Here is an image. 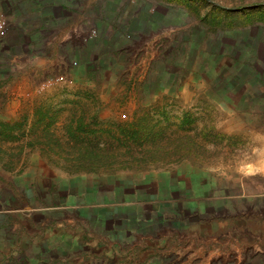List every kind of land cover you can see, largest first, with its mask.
I'll return each instance as SVG.
<instances>
[{"label":"rangeland","instance_id":"obj_1","mask_svg":"<svg viewBox=\"0 0 264 264\" xmlns=\"http://www.w3.org/2000/svg\"><path fill=\"white\" fill-rule=\"evenodd\" d=\"M33 2L0 0V264H264V205L220 198L247 194L231 180L248 150L237 104L264 56V0H75L61 42ZM50 54L70 83L41 91L51 74L21 59ZM170 177L177 192L152 204ZM190 184L222 201L196 210ZM203 226L223 252L173 242Z\"/></svg>","mask_w":264,"mask_h":264},{"label":"crops","instance_id":"obj_2","mask_svg":"<svg viewBox=\"0 0 264 264\" xmlns=\"http://www.w3.org/2000/svg\"><path fill=\"white\" fill-rule=\"evenodd\" d=\"M40 2V5L33 2V8H35H32V10L36 13L38 12V14L44 19V23L35 28H40L42 32H46L45 35L47 38L56 34V40L61 42L63 38H67L69 34L74 33L75 30L78 32L76 21L80 22V19H75V16H73L79 14L76 10L77 7L74 5L75 0H40ZM112 18L107 16L106 19L110 21ZM58 30L59 32H57ZM21 61L22 66H24L25 69L23 74L29 77L44 78L48 74H51L48 76H53L56 75L53 74L56 70L58 71L63 68H68V65L64 64L63 56L58 55L25 56ZM74 72L75 71L72 73ZM237 105H240V113L246 116L248 150L247 162L235 168V174L232 173L231 180L234 183L237 182L238 188H247V194L231 193L225 194L220 198L222 200H234L239 205L246 204L248 207L255 209L257 205H264V56H249V86L247 101ZM240 174H242V176H240ZM167 179L168 180H165L163 184L158 186L159 192L154 195L155 199L152 197V200L154 201L151 203L158 207H160L161 204L169 202L171 199L170 196L177 192L175 189L176 178L170 177ZM178 179H182L185 185H187V182H199L202 184V180H207L208 176L203 177L199 174V176L192 177L191 175L188 177L184 176L183 178L179 177ZM118 183L121 185L123 184L122 180H119ZM170 183L171 186L169 185ZM131 184L133 185L132 182H129L127 185L130 186ZM153 184V182L147 183L146 187H153ZM168 185L170 186V190L167 188ZM163 188H166V190L161 191ZM183 190H185L184 192L186 193L187 200L190 201L196 210L198 209L199 211L205 210L206 208L204 206L210 204L209 202L219 205L218 201H222L218 198H210L209 193L207 194V191L210 189L207 186L203 187V185H200V187H198L197 185L193 186L190 184L187 190ZM168 194L170 196H168ZM142 199L146 200L145 198ZM24 217L25 215L20 213L16 216L14 221L18 223L23 221V224L25 225L26 220ZM223 239L224 234L222 230H209L207 226H203V230H191L188 234H178L173 237V242L177 241L178 244L181 243V241L189 243L192 253L196 252L192 246L197 247L199 251H203L211 245L212 249L208 252L213 254L223 252L219 249L224 244ZM204 252H206V250ZM8 259H10L12 264L21 262L19 258L15 261L16 258L14 259L11 256H9ZM25 259L26 258H24V260ZM210 259H212V257ZM210 259H208V261H210ZM240 259L241 255L240 252H238L236 254V260L239 261V264H241Z\"/></svg>","mask_w":264,"mask_h":264},{"label":"built area","instance_id":"obj_3","mask_svg":"<svg viewBox=\"0 0 264 264\" xmlns=\"http://www.w3.org/2000/svg\"><path fill=\"white\" fill-rule=\"evenodd\" d=\"M9 32V22L6 16L0 11V38L4 39L7 37ZM77 64L74 62L71 68H75ZM70 83V78L68 75L56 74L53 76H48L43 80L39 86L41 91L49 89L57 85H68Z\"/></svg>","mask_w":264,"mask_h":264}]
</instances>
